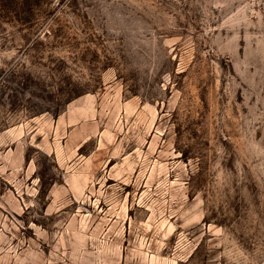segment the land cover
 Masks as SVG:
<instances>
[{"label": "rangeland", "instance_id": "rangeland-1", "mask_svg": "<svg viewBox=\"0 0 264 264\" xmlns=\"http://www.w3.org/2000/svg\"><path fill=\"white\" fill-rule=\"evenodd\" d=\"M0 264H264V0H0Z\"/></svg>", "mask_w": 264, "mask_h": 264}]
</instances>
